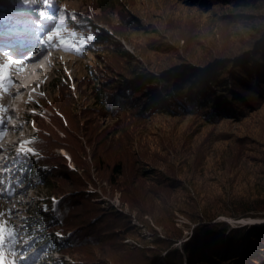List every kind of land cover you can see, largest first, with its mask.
<instances>
[{"label":"rangeland","instance_id":"1","mask_svg":"<svg viewBox=\"0 0 264 264\" xmlns=\"http://www.w3.org/2000/svg\"><path fill=\"white\" fill-rule=\"evenodd\" d=\"M119 2L110 11H103L95 8L94 0H65L67 7H74L76 15L94 11L102 23L92 18L88 21L98 33L113 36L112 40L92 39L95 44L101 41L97 42L101 45L98 49L92 48V44L82 47L84 42L77 44L67 35L64 40L68 42V51L62 50L60 35L53 31L55 21L47 14L34 19L32 32H10L29 38L41 36L48 50L41 54L38 63L50 60L53 64L49 61L45 70L38 69L36 77L45 78L44 82L39 80L30 85L32 79L12 70L19 78L15 86L27 85L11 98L4 87L9 77L4 81L0 75V117L6 115L0 121L5 123L0 126V136L4 134L9 142L14 140L4 152L0 151V264H57L60 258L72 259L69 253L48 250L44 244L34 247L41 230L32 233L29 231L32 225L25 223L29 216H35V207H46L45 199L52 200V208H47L46 212H54L55 216L61 192L83 191L80 190L83 186L93 213H107L98 215L99 224H108L103 228L106 231L116 228V234H101L97 242L99 245L105 242L103 249H99L98 244H88L84 252L106 254L116 262L126 250L144 253L153 236L161 235L159 222H173L183 229L184 235L174 243L180 247L191 233L190 218L194 214L204 208L222 211L214 208L217 207L215 196L224 195L225 190L245 189L249 180L264 173V103L242 116L235 110L217 122L196 115L175 116L167 111L147 119H135L128 112L113 113L109 108L103 109L89 94L93 83L90 71L95 72L100 66L122 69L125 65L111 41L122 44L133 55L134 63L153 73L168 69L179 60L200 66L203 62L206 67L202 73H210L208 70L215 67V63L243 57L253 49L255 44L248 43H253L255 36L263 32L260 27L264 23H259L264 22L261 14L264 8L251 6L257 12L252 15L250 24H242L244 17L239 16L238 11L248 9L249 2ZM28 13L36 15L25 10L24 14ZM67 21L68 18L62 16V29ZM76 25L87 24L77 21ZM2 58L14 61L13 64L20 62L14 53H0V61ZM50 68L53 75L47 78ZM1 70L4 68H0L3 74ZM135 78L141 82L144 77ZM160 84L162 82L158 81L145 86L152 95L157 93L163 100L167 97ZM31 96L36 98L38 105L33 111L39 108L46 112L45 116L24 110L33 101ZM15 119L18 125L12 129L8 124ZM33 132L34 140L30 138ZM4 139L0 137V148L5 145ZM117 155L121 157L125 172L124 177H116L114 183L109 180L108 170L102 167L104 161L101 162L99 156L111 160ZM36 161L39 166L29 172ZM43 165L46 175L51 174L53 187L49 189L38 178ZM76 201L70 202L71 213L78 209ZM79 201L86 200L79 198ZM210 203L213 206L207 207ZM99 205L104 209L98 208ZM168 212L175 215L172 220L166 215ZM217 220L228 222L229 226L264 227V214L239 219L220 215ZM173 225L164 227L171 230ZM50 229L55 234L59 226L53 224ZM119 238L123 241L119 246L108 245L110 240V243H118ZM163 260L161 258L157 264H165Z\"/></svg>","mask_w":264,"mask_h":264},{"label":"trees","instance_id":"2","mask_svg":"<svg viewBox=\"0 0 264 264\" xmlns=\"http://www.w3.org/2000/svg\"><path fill=\"white\" fill-rule=\"evenodd\" d=\"M94 1L95 8L103 11H110L120 3L119 0ZM205 1L213 0H190L192 4H204ZM214 1L221 4L238 2L247 4L249 2L250 4L246 5L248 9L238 11V15L244 17L242 24H250L254 18L252 15L257 12L251 9V6L259 5L260 9L264 8V0ZM0 6L6 10L4 13L11 15L9 18L7 16V19L15 23L21 21L22 17L14 15V12L11 11L24 13L27 10V12L43 13V10L47 8L46 14L52 15L49 17L55 21L53 31L60 34L58 39L64 43L63 50H67L68 42L64 40V36L67 35L77 44L84 42L82 47L86 48L92 44V48L97 49L101 46L97 42L101 41H97L95 44L93 40L102 38L112 40L113 37L98 33L94 25L88 21V18H92V20L102 23L94 11L87 13L88 16L84 13L76 15L74 7H67L65 0H0ZM60 14L63 15L57 16ZM261 14L264 18V10ZM62 16L68 18L65 29H62ZM77 21L87 25L77 26ZM135 23L140 24L137 19ZM263 23L261 22L259 25ZM260 28H263V32L260 31L255 36L253 43H248V45L255 44L252 50L243 57H232L230 61L223 60L215 63L216 66L208 70L210 73H202L201 70L206 67L202 64L203 62L200 66L182 62L183 60L175 61L168 69L153 73L148 69H143L140 64L134 63L133 55L127 48L121 46L122 44L111 41V46L113 45V48L118 50L125 65L122 69L100 66L95 72L90 71L89 76L93 83L89 94L92 101L103 109L109 108L113 113L128 112L135 119H147L162 115L166 111L175 116L196 115L209 122H217L229 114H233L235 110L236 113L239 111L238 115L242 116L246 114L247 110L258 108L264 103V24ZM125 35L128 38V33ZM128 40L130 41L129 38ZM90 41L93 42L90 43ZM165 45L167 46V44ZM160 46L163 45L160 44ZM135 76L144 78L138 82ZM158 81L162 82L160 85L167 97H164L163 100L160 99L159 94L152 95L146 88L148 84ZM37 107L38 105H36ZM34 112L40 116L46 115V112L39 108ZM34 132L30 136L33 140ZM32 139L29 140L31 145L34 144ZM99 159L101 162L104 161L102 167L108 170L110 181L115 183L116 177H124L125 168L120 156L117 155L111 160H105L99 156ZM39 164L36 161L29 172H34L33 168ZM43 167L45 165L42 166V170H39L38 178L49 189L53 187L50 180L51 174L46 175ZM139 170L142 171V169ZM139 170L136 171L139 172ZM255 178L253 181L249 180L248 187L245 189L225 190V194L222 193L224 195L215 196L213 200L217 207L214 208H219L222 211L204 208L194 214L190 218L192 220L191 226L189 225L191 233L180 247L175 246L174 243L184 235L183 229L174 226L173 222L170 224L159 222L157 224L162 227L161 235L153 236L151 245L145 248L144 253L140 251L133 253L132 250L125 252L122 249L121 251L125 253L120 255L121 258L116 262L106 254L95 255V251L84 252L88 244L94 246L100 244L97 242V238L101 237V234L115 235L116 228L106 231L107 229L103 228L108 224L104 222L99 224L98 215L101 217L107 213L100 212L97 215L93 213L92 205L89 203L90 199L84 196L85 188L83 186V189H80L83 191L61 192L64 198L61 200L62 196L57 197L60 201L55 216L54 212H46L47 208H52L50 204L52 200L45 199L46 207H42V205L35 207L33 210L35 216H29L25 223H28L29 226L32 225L33 228L29 230L32 233L41 230L36 245L44 244L43 246L48 250L57 249L60 253H69L76 264H157L161 258H164L165 264H264L263 226L262 228L253 224L229 226L228 222L217 220L220 215L241 217L264 214V173ZM79 198H84L86 201L80 202ZM74 199L77 200L78 209L71 213L73 207L70 202ZM102 206L99 205L98 208L104 209ZM206 206L212 207L213 204L210 203ZM43 208L44 210H42ZM169 212L166 215L173 218L175 215ZM53 224L59 226V231L56 230L55 234L52 232L53 229H50ZM165 225L173 226L169 230L164 227ZM156 232L157 230L154 233ZM110 242L107 243L111 246H119L123 243L122 238H119L118 243ZM104 243L99 245V249H103ZM58 261L57 264H68V259L66 261L60 258Z\"/></svg>","mask_w":264,"mask_h":264},{"label":"bare ground","instance_id":"3","mask_svg":"<svg viewBox=\"0 0 264 264\" xmlns=\"http://www.w3.org/2000/svg\"><path fill=\"white\" fill-rule=\"evenodd\" d=\"M39 50H40V52H39V54H40L43 50V47H41ZM25 56L27 57V59H23V58H25ZM25 56L16 58V59H21L20 63H16V64H13V62H14L13 60H10L13 62H9V60L5 59V58H2V60L0 61V68H4L3 78L5 79V78L9 77V81L6 82V84H4V87H5V90L8 91L10 98L12 96H14L13 93H16V91H18L19 89H21L23 87L22 85L19 87L15 86V83H17V84L19 83V78L15 75H13L14 76L13 77L11 71L12 70L13 71L18 70L19 72H23L26 77H31L32 74H36L38 69L40 68L39 66L32 68V69L28 68L29 63H32V62L36 61L37 59L35 58V56L32 53H29ZM6 58H9V56H6ZM30 81L31 82L29 83V85L31 83H33L32 80H30Z\"/></svg>","mask_w":264,"mask_h":264},{"label":"water","instance_id":"4","mask_svg":"<svg viewBox=\"0 0 264 264\" xmlns=\"http://www.w3.org/2000/svg\"><path fill=\"white\" fill-rule=\"evenodd\" d=\"M249 216V215H247ZM242 217H245V216H241V217H234L235 219H239V218H242ZM228 218H231V217H228ZM72 258V257H71ZM68 264H76V262L74 261V259H71V260H68Z\"/></svg>","mask_w":264,"mask_h":264}]
</instances>
